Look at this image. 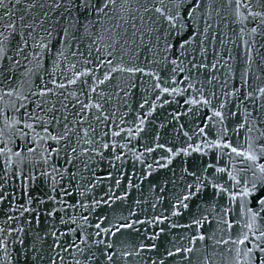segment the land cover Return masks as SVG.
I'll return each instance as SVG.
<instances>
[{
    "label": "water",
    "instance_id": "obj_1",
    "mask_svg": "<svg viewBox=\"0 0 264 264\" xmlns=\"http://www.w3.org/2000/svg\"><path fill=\"white\" fill-rule=\"evenodd\" d=\"M264 0H0V264H264Z\"/></svg>",
    "mask_w": 264,
    "mask_h": 264
},
{
    "label": "snow or ice",
    "instance_id": "obj_2",
    "mask_svg": "<svg viewBox=\"0 0 264 264\" xmlns=\"http://www.w3.org/2000/svg\"><path fill=\"white\" fill-rule=\"evenodd\" d=\"M259 203L262 204V205H264V196H262V197L260 198Z\"/></svg>",
    "mask_w": 264,
    "mask_h": 264
}]
</instances>
